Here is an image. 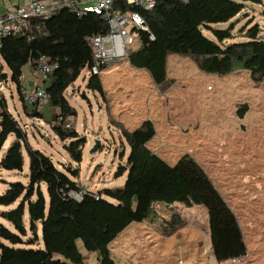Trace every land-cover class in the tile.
Instances as JSON below:
<instances>
[{
	"label": "trees",
	"instance_id": "16d2710c",
	"mask_svg": "<svg viewBox=\"0 0 264 264\" xmlns=\"http://www.w3.org/2000/svg\"><path fill=\"white\" fill-rule=\"evenodd\" d=\"M243 1L157 0L154 9L145 10L128 5L125 0H115V10H136L149 27V31L133 29L140 39V46L128 50L129 63L146 69L161 90L172 82L167 69L168 56L172 54L191 58L206 73L227 74L244 68L255 80L263 79L264 41L258 26L246 32L252 38L250 41L227 46L208 38L203 32V28L211 30L220 42L233 38L234 25L223 30L212 24L231 21L244 9ZM108 27L107 20L101 15L78 16L70 9L62 8L49 18L31 19L29 27L22 32L0 36V82L7 79V74L2 71L5 63L19 90L25 114L50 122L62 140L71 138L65 148L76 161L82 160L87 138L81 137L75 127H67L70 119L77 116L67 89L86 67L90 68L96 62L89 38L106 33ZM43 55L56 66L45 86L49 95L47 107L55 109V119L37 111L23 93L24 67L29 64L36 70ZM87 87L106 100L100 74H92ZM115 125L130 147L127 165L119 166L116 176L127 174V179L124 185L105 188L99 194L83 192L79 183L60 170L50 155L30 144L26 126L9 110L6 98L0 95V153L9 136L15 137L0 161V169L22 171L24 151L29 157V183L12 182L0 194V205L8 206L20 199L16 208L0 211V216L15 228L13 231L0 222V264H83V255L77 245L79 238L89 251L99 252L98 264H117L111 256L110 243L131 223L151 216L157 202L205 206L216 258L245 256L247 249L237 214L208 172L189 154L171 165L154 153L148 147L156 135L152 120L143 121L134 130L116 120ZM43 185L47 187L49 201ZM71 191L82 193L83 198L75 199ZM104 195L113 201L105 199ZM26 209L33 234L28 242L35 244L40 240L41 226L43 249L16 246L25 243L28 235L24 219Z\"/></svg>",
	"mask_w": 264,
	"mask_h": 264
},
{
	"label": "rangeland",
	"instance_id": "374dc122",
	"mask_svg": "<svg viewBox=\"0 0 264 264\" xmlns=\"http://www.w3.org/2000/svg\"><path fill=\"white\" fill-rule=\"evenodd\" d=\"M243 3L244 9L231 21L212 24L223 30L234 25L233 38L220 42L206 28H203L204 34L227 46L250 41L252 38L246 32L258 26L264 41V2L244 0ZM133 37L128 49L140 46V39ZM184 58L182 61L171 55L169 78L172 82L164 90L156 87L149 73L132 69L127 59L103 69L100 77L111 108L101 94L87 87L92 74L86 67L67 89L68 98L77 109V116L69 123L81 137L87 138L81 161L74 160L65 148L71 138L62 140L50 122L25 114L19 90L5 63L2 71L7 79L0 82V95L26 126L30 144L50 155L60 170L79 183L83 192L94 194L122 186L127 179V174L116 176L119 166L127 165L130 147L115 120L125 122L129 130H134L142 119H155L157 134L148 147L171 165L189 154L208 172L236 212L247 249L245 256L217 259L205 206L157 202L151 216L131 223L110 243V253L117 264H264V78L257 81L244 68L227 74L206 73L191 58ZM29 74L28 67H24L22 85L26 89L30 88L32 79ZM33 77L37 83L41 81L37 73ZM49 109L44 112L55 119V109L54 112ZM14 138L9 136L0 161ZM97 140L99 148L92 151ZM24 157L22 171L0 169V194L12 182L29 183V157L25 151ZM43 190L49 201L46 185ZM19 203L20 199L8 206L0 205V211L14 209ZM24 219L28 235L25 243L16 246L43 249L41 224L40 240L31 244L28 240L33 234L27 209ZM0 222L15 231L13 224L1 216ZM77 245L83 264L99 263L98 251H89L81 238ZM58 257L64 259L61 255Z\"/></svg>",
	"mask_w": 264,
	"mask_h": 264
},
{
	"label": "built area",
	"instance_id": "2783aa9c",
	"mask_svg": "<svg viewBox=\"0 0 264 264\" xmlns=\"http://www.w3.org/2000/svg\"><path fill=\"white\" fill-rule=\"evenodd\" d=\"M23 3L0 15V36L19 33L29 27V16L49 18L62 8H68L78 16H86L96 13L107 20L109 27L106 33H98L89 38V43L94 48L95 64L89 69L91 74H100L108 67L128 59V44L133 43L134 28L149 31L143 15L136 11H121L114 9L115 0H22ZM128 5L152 10L157 0H125ZM132 23V27H130ZM153 38V35H151ZM55 65L47 56H41L37 62L36 72L43 82L37 85L33 92L23 89L26 101L32 104L37 111L47 110L49 95L46 91L45 82L55 69ZM44 118H37L43 121ZM67 127H72L67 123ZM70 194L77 200L83 198L82 193L71 191Z\"/></svg>",
	"mask_w": 264,
	"mask_h": 264
},
{
	"label": "crops",
	"instance_id": "0c3cea01",
	"mask_svg": "<svg viewBox=\"0 0 264 264\" xmlns=\"http://www.w3.org/2000/svg\"><path fill=\"white\" fill-rule=\"evenodd\" d=\"M21 3H23L22 2V0H0V15L1 14H3V13H5V12H7V11H9V10H11V9H13V8H15L16 6H18L19 4H21ZM172 55H175L176 57H179V59H181L182 61L183 60H185V58H184V56H180V55H176V54H172ZM170 57H171V55H169L168 56V60H167V69H168V76H169V59H170ZM128 60V59H127ZM129 62V61H128ZM27 67H28V69H29V76L30 77H32V79H30V81H29V86H30V88L29 89H26V88H24V89H26L29 93H31V92H33V90L36 88V86L37 85H40V84H42L43 82H38L37 83V81L36 80H34V77H33V75L35 74V73H37L36 72V70H34V68L31 66V65H26ZM25 66V67H26ZM132 66V65H131ZM132 69H136V70H138V72L137 73H141V74H143L144 72H146V73H149L146 69H139V68H136V67H133L132 66ZM235 71H238V70H235ZM149 75H150V73H149ZM153 82H154V80H152ZM155 83V82H154ZM45 84V86H47V83L45 82L44 83ZM43 85V84H42ZM156 85V84H155ZM156 87L157 88H159L157 85H156ZM105 90V89H104ZM162 94V93H161ZM105 96H106V105H107V107L108 108H111L110 107V99L108 98V96H107V93H106V91H105ZM162 96H163V94H162ZM50 111L52 110H54V109H49ZM110 110V109H109ZM54 112V111H53ZM111 115V114H110ZM151 117V116H150ZM148 119H149V117H148ZM145 120H147V118H144V119H142L141 121H139L138 123H137V127L143 122V121H145ZM150 120H152L153 121V123H154V126H155V129H156V131H157V128H156V121H154L155 119H150ZM124 125H125V127L128 129H131L130 128V126H128L125 122H122ZM136 127V128H137ZM157 134V133H156ZM156 136V135H155ZM154 136V137H155ZM150 143V142H149ZM149 143H148V145H149ZM157 154V153H156Z\"/></svg>",
	"mask_w": 264,
	"mask_h": 264
},
{
	"label": "water",
	"instance_id": "95a60500",
	"mask_svg": "<svg viewBox=\"0 0 264 264\" xmlns=\"http://www.w3.org/2000/svg\"><path fill=\"white\" fill-rule=\"evenodd\" d=\"M33 18H41L40 16H29L28 19H33ZM100 141L97 140L94 147L92 148V151H96L99 148Z\"/></svg>",
	"mask_w": 264,
	"mask_h": 264
}]
</instances>
